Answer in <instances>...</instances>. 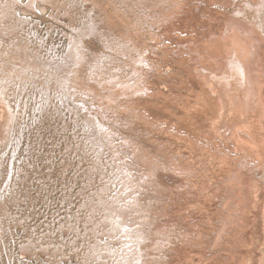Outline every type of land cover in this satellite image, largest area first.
<instances>
[{
  "label": "rangeland",
  "instance_id": "rangeland-1",
  "mask_svg": "<svg viewBox=\"0 0 264 264\" xmlns=\"http://www.w3.org/2000/svg\"><path fill=\"white\" fill-rule=\"evenodd\" d=\"M0 98L3 264H264V0H0Z\"/></svg>",
  "mask_w": 264,
  "mask_h": 264
},
{
  "label": "bare ground",
  "instance_id": "bare-ground-1",
  "mask_svg": "<svg viewBox=\"0 0 264 264\" xmlns=\"http://www.w3.org/2000/svg\"><path fill=\"white\" fill-rule=\"evenodd\" d=\"M217 2V1H216ZM37 5V4H36ZM20 9V8H18ZM20 11V10H19ZM23 11V10H22ZM183 37V36H181ZM81 54V53H80ZM76 62V61H75ZM68 68V67H67ZM62 72V71H61ZM2 74V73H1ZM127 74V73H126ZM51 79V78H50ZM31 83V82H30ZM144 86V85H143ZM44 93V92H43ZM2 95V94H1ZM144 95V94H143ZM3 96V95H2ZM44 97V96H43ZM136 97V96H135ZM58 100V99H57ZM0 102L1 101V98H0ZM1 104V103H0ZM4 104V103H3ZM47 104V103H46ZM52 104V103H51ZM145 106V105H144ZM5 107V106H4ZM7 107V106H6ZM9 110V109H7ZM96 111V110H95ZM9 112V111H8ZM77 112V111H76ZM141 112V111H140ZM139 112V113H140ZM10 114V113H8ZM100 115V114H99ZM140 115V114H139ZM11 116V115H10ZM96 116V115H95ZM81 117V116H80ZM143 117V116H142ZM5 121V119H4ZM89 121V120H88ZM100 122V121H99ZM8 124V123H7ZM78 124V123H77ZM8 127V126H7ZM104 127V126H102ZM102 127H100L102 129ZM169 127V126H168ZM6 128V127H5ZM93 130V129H92ZM113 130V129H112ZM104 131V130H103ZM104 134V132L102 133ZM94 163V162H93ZM124 168V167H123ZM154 172V171H153ZM127 174V173H126ZM157 174V173H156ZM126 178V177H125ZM144 178V177H143ZM142 179V178H141ZM157 179V178H156ZM122 181V180H121ZM130 182V181H129ZM124 183V182H122ZM126 183V182H125ZM128 183V182H127ZM123 185V184H121ZM118 188V187H117ZM141 188V187H139ZM121 190V189H120ZM141 190V189H140ZM144 190V189H143ZM124 191V190H123ZM124 197V196H123ZM125 198H123V202H124ZM126 201V200H125ZM106 202V201H105ZM122 203V202H121ZM120 203V204H121ZM133 203H134V199L131 198L130 201H128L127 203H125L124 205H121V208H120V211L122 212H119L117 214V217L115 219V225L117 226H114L115 227V230H117V235L118 234H121V238L123 239V241H121V245L123 247V249L121 250V253L118 257V260H117V264H126L127 263V259L131 260V258L133 257V254L136 253V249H137V246L135 244V226L134 224H128L127 221H126V218L125 216L128 217V215L130 214V211H132V206H133ZM119 204V205H120ZM137 214V213H136ZM140 214V213H139ZM138 214V215H139ZM134 215V214H133ZM141 215V214H140ZM104 216V215H103ZM137 216V215H136ZM131 217V216H130ZM133 217V216H132ZM138 217V216H137ZM142 219V218H140ZM145 219V218H144ZM128 220V219H127ZM130 220V219H129ZM139 220V219H137ZM142 223V221H141ZM112 227V230H114ZM149 230V229H148ZM154 232V231H153ZM152 234V233H151ZM153 237V236H152ZM109 239V238H108ZM153 247V246H152ZM150 248V247H149ZM148 249V248H147ZM136 251V252H135ZM136 255V254H135ZM130 257V258H129ZM136 257V256H135ZM146 259V258H145ZM154 260V259H153ZM134 261V260H133ZM143 261V260H142ZM144 262V261H143ZM131 264V263H130ZM146 264V263H145Z\"/></svg>",
  "mask_w": 264,
  "mask_h": 264
},
{
  "label": "built area",
  "instance_id": "built-area-1",
  "mask_svg": "<svg viewBox=\"0 0 264 264\" xmlns=\"http://www.w3.org/2000/svg\"><path fill=\"white\" fill-rule=\"evenodd\" d=\"M30 249V246H27V245H19L16 250H17V255L16 258L17 260H20V262H25L24 264H37L39 263V261H37L36 259L34 258H31L29 257L28 255H22V251L23 253H25L27 250ZM3 253V248L0 249V264H3V260H2V254ZM15 256L11 257V258H6L4 264H14L15 260Z\"/></svg>",
  "mask_w": 264,
  "mask_h": 264
}]
</instances>
